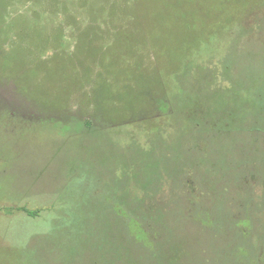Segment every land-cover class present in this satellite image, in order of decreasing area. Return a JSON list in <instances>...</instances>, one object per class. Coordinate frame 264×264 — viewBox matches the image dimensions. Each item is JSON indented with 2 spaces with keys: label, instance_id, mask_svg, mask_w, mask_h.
Here are the masks:
<instances>
[{
  "label": "rangeland",
  "instance_id": "374dc122",
  "mask_svg": "<svg viewBox=\"0 0 264 264\" xmlns=\"http://www.w3.org/2000/svg\"><path fill=\"white\" fill-rule=\"evenodd\" d=\"M172 3L0 0V264L220 259L201 250L202 233L194 228L176 230V239L161 234L157 255L136 251L125 239L119 248L110 201L105 193L94 197L87 191L88 184L110 186L108 180L98 183L100 176L128 171V144L139 155L162 137L160 150L167 156L176 151L190 165L183 169L179 195L185 210L194 209L188 199H202L200 176L213 182L223 158L224 166H232L228 157L241 158L252 140L231 131L239 118L216 120L228 117L230 103L226 111L219 104L237 98L232 87L239 81L264 85V0H178L175 8ZM248 72L259 77H246ZM175 86L179 97L188 93L193 99L184 116L200 124L178 118ZM201 124L212 130L208 139L199 136ZM85 173L92 175L81 178ZM256 184L261 200L263 178ZM168 188L141 189L137 203L150 216L166 213V219L177 210Z\"/></svg>",
  "mask_w": 264,
  "mask_h": 264
},
{
  "label": "trees",
  "instance_id": "16d2710c",
  "mask_svg": "<svg viewBox=\"0 0 264 264\" xmlns=\"http://www.w3.org/2000/svg\"><path fill=\"white\" fill-rule=\"evenodd\" d=\"M163 1L168 3L173 1V8H175V3L178 0ZM210 47L216 51L214 42L211 43ZM228 59L229 57L225 58V60ZM230 62L232 63V61ZM260 65L262 67L261 63ZM190 71L191 69L189 70L187 66L183 76L188 77ZM245 76L259 77L256 74L253 76L251 72ZM261 76L264 78V70ZM245 83L239 81V87H232V95L237 96V98L233 97L228 100L224 98L222 100L219 104L221 109L226 111V103L229 102L232 112L226 113L228 117L223 119L218 116L219 120L216 121L219 123L221 121L233 122L239 118L235 123H231V131L240 132L252 140L241 158L228 157L232 166H224L227 157L223 158L222 166L215 168L216 171L213 175L216 178H213V182L202 175L200 176L198 192L202 199L196 204L188 199L189 207L194 206V209L185 210L184 207L186 206H184L183 199L179 195L183 169L190 165L179 161V154L176 151L169 156H167L166 151H161L160 147L166 144L162 137L153 142V146H155L153 150L148 152L144 148L139 149V155L133 153L135 152V145L132 147L128 144L127 149L133 151L131 152L132 161L129 162L128 171L117 168L114 177L108 178L106 176L104 179L100 176L96 179L98 183L102 182V185H104V180H108L110 182L109 187L101 189L100 185L99 187L95 185L91 188L88 184L87 191L89 194L98 197L105 193L107 201H110L111 206H107V211L115 219L113 223L119 248H123L125 239L131 248H137L136 251L157 255L162 249L161 234L168 240L173 237L176 239V235H178L176 230L186 233L194 228L202 233V240L199 243L201 250L207 252L210 250L220 258L208 259L210 264H264V194L260 197L261 200L256 197L257 180L258 178L264 180V85L258 86L253 79L249 80V78L245 79ZM187 86L188 88H185L189 92L190 82ZM174 88L175 96L171 94V97L174 102L179 101L181 103L179 110H177L178 118L187 119L184 116L186 110L184 106L193 102L191 94L188 95L187 93V98L179 97V87L176 88L175 86ZM216 111L220 112V109ZM201 118L204 120L205 117ZM246 120L251 121L250 127L239 124ZM187 122L192 126L200 124L194 119H187ZM258 123L259 125L262 123L261 127L258 126ZM201 125L199 129L201 135L199 136L208 139L212 130L203 124ZM211 128L216 132V125H212ZM102 134L105 133L96 136ZM179 149L181 148L178 146ZM138 160H141V163L136 165ZM206 160L203 157L200 161L206 162ZM164 172L167 173L166 179ZM90 175L92 174L85 173L81 178ZM210 183L216 184L215 190L209 186ZM168 184L167 198L177 210L166 219L164 218L166 213L163 215L161 212L150 216L148 207L137 203L140 200L138 193L141 189L148 192L163 193L165 191L163 189ZM105 189L106 192H104ZM218 189H223V191H218ZM190 210L191 213L188 214L187 212ZM30 214L32 217L36 216L35 212Z\"/></svg>",
  "mask_w": 264,
  "mask_h": 264
}]
</instances>
